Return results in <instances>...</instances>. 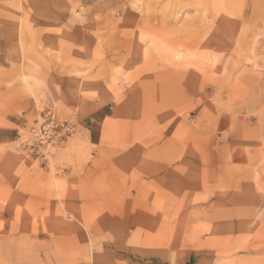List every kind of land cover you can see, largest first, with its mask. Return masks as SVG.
<instances>
[{"label":"rangeland","instance_id":"rangeland-1","mask_svg":"<svg viewBox=\"0 0 264 264\" xmlns=\"http://www.w3.org/2000/svg\"><path fill=\"white\" fill-rule=\"evenodd\" d=\"M264 264V0H0V264Z\"/></svg>","mask_w":264,"mask_h":264},{"label":"crops","instance_id":"crops-1","mask_svg":"<svg viewBox=\"0 0 264 264\" xmlns=\"http://www.w3.org/2000/svg\"><path fill=\"white\" fill-rule=\"evenodd\" d=\"M193 261V255L192 253H189L184 260V264H192Z\"/></svg>","mask_w":264,"mask_h":264}]
</instances>
